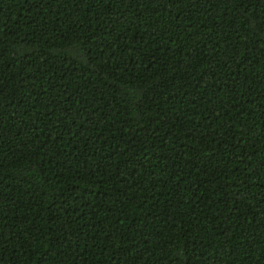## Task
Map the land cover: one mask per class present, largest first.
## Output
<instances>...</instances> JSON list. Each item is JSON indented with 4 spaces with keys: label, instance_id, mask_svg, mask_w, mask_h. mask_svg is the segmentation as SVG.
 <instances>
[{
    "label": "trees",
    "instance_id": "obj_1",
    "mask_svg": "<svg viewBox=\"0 0 264 264\" xmlns=\"http://www.w3.org/2000/svg\"><path fill=\"white\" fill-rule=\"evenodd\" d=\"M0 264H264V0H0Z\"/></svg>",
    "mask_w": 264,
    "mask_h": 264
}]
</instances>
